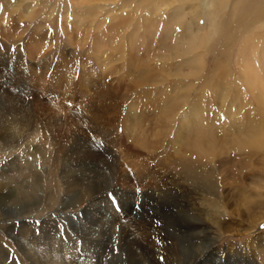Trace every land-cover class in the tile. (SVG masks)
I'll use <instances>...</instances> for the list:
<instances>
[{
    "label": "bare ground",
    "instance_id": "obj_1",
    "mask_svg": "<svg viewBox=\"0 0 264 264\" xmlns=\"http://www.w3.org/2000/svg\"><path fill=\"white\" fill-rule=\"evenodd\" d=\"M1 1L3 2V0ZM31 1H35V5L38 3L40 4L38 6L43 5L41 2L43 0H27V2ZM2 2H0V4ZM116 2L117 0H105L104 3L99 4L100 7H94V10L106 11L108 6L111 4L113 5ZM4 4L5 8H7L6 6H8V2H3V5ZM28 6H24L22 8L28 10ZM16 9L17 7L14 8V11ZM185 9H188L191 12L190 15L189 13L188 15L186 14L187 11H184ZM199 9H201L200 12ZM249 11H253V14ZM22 12L24 11L22 10ZM30 12H33V10H30L28 13ZM165 12L167 14L166 17H160V15L162 16ZM108 13L109 16L112 17L111 21L113 22L117 20V24L111 23V25L106 27L103 25V21H99L98 25L94 28L91 48L95 51L93 57L96 56V61L101 60L102 53L109 50V61L112 59V62H110V74H114L115 77L111 80L113 82H103L100 86L95 82L96 79L94 80L93 77L87 74L88 82L86 84H82L87 91L92 89L94 92L95 89V92L99 94L98 97L110 94L109 98L111 101L114 99L116 102L113 103V106L116 109H114V115L105 116L100 114V116H97L89 114V118H86L87 124L91 126L90 129L95 126L97 128L96 132H102V136H105V141L108 146L112 145L113 148L108 152L115 151L117 153L115 156L109 158L105 157L110 164V166L106 168L109 172L108 175L105 174L106 178L109 180V185H106L111 186L112 182V184L118 186L119 193L124 190L122 200L124 202L123 206L125 210L120 215L110 211L106 215L102 226L108 225V227L112 230L120 228V239L123 228L124 239L128 240L129 237H132L128 240V245L132 248L134 257L137 258V260L132 264H194L202 253L207 256L212 254L215 249L214 247H216L215 241L220 238V235H231L235 233H232V229L228 223L226 225L225 223L218 221L216 219V215L210 214V210L204 209L201 205L198 206L197 201L194 198L195 196H193V194L196 193V189L204 195L208 193L207 190H210L212 193L214 192L213 194L215 195H219L217 194L219 193V189H214L207 184L205 185V177L199 179L197 176H194L196 179L195 184L193 183L194 185L187 180L190 177L187 179L184 178L185 181H182L181 179H183V177H179L175 175L173 171H170L171 169L167 167V164L171 161H175L177 163L188 162V165H185L187 167H191L192 164H201L205 167L208 165L215 166V164H218L217 168L223 166L225 168V166H227L229 169L228 165L231 162L235 166H238L242 162L236 163L232 160V158L237 160L238 154H242L253 162L249 161L250 163L246 166L248 170L244 174L238 175L231 180L233 184L232 187L234 188V190H232L234 192H231L233 195L230 197L233 198L236 196L235 199L240 201L241 204L247 201L251 203L252 201L258 202L260 198L264 197V194L259 191L260 187L258 186V181L255 179L251 180V177H253V175L255 176V172L264 173V88L260 87L264 83V69H260V72H258L256 69L257 66H252L250 63L248 64L246 61L247 59L243 54L240 61L243 62L244 71L239 70V79L237 81H231L232 72L224 66V64L219 62L214 64L207 74L205 73V69L207 68L204 64V57L207 53L212 51L215 44L213 38L216 34L217 20H219L220 16L223 19L227 18L233 21V24H230L233 25L232 30H235V32L237 29H240V33L243 30L245 31V38L241 44L243 49L246 45L253 47V50L259 48L260 56L264 58V31L261 30L262 28L264 29V25L259 24L258 29L256 27V29H254L253 32L251 31V34H249L247 31L250 30V26L248 25L249 22L248 24L246 23L248 18H251V14L254 19L257 18L258 14L264 16V0H121L117 7L115 8V6H113L112 10ZM97 14L98 13H93V18L94 15ZM175 15L180 17L181 20L176 21L175 19L177 18H175ZM1 17L2 16H0V18ZM83 18L85 17H82V19ZM93 18H91V21H93ZM195 18H201L205 21L206 26L208 25L209 27V34L204 35L201 32H191L193 23H197ZM21 19L18 18V20ZM106 21L108 22V20ZM250 24L254 25L253 23ZM176 26H178V29ZM197 27L200 29L203 27V24L202 26L197 24ZM27 29L28 28L23 29L20 34H24L25 32L27 33ZM75 31L77 32V29ZM123 31L126 32L127 36V43L125 46L123 47L124 44H121L123 47L122 53L126 51L125 57L123 54L117 55V53H120L118 51V46L120 45V39L124 33ZM64 32L67 33L68 31L64 30ZM76 34L75 36H77ZM236 35L237 34L230 32L222 45V49L225 46L228 47V45H231L235 40ZM42 36L37 34L36 39L32 37L36 45H44V37ZM205 37L207 38L206 40L208 44L202 47L204 50L203 52L196 53L195 51L201 48L198 45ZM153 38L155 40H153ZM71 44H73V42H71ZM255 56H257V54ZM261 60L262 64H264L263 59ZM99 62L97 64H99ZM118 62L124 64V67H118ZM253 62L257 65V63H255L256 61ZM101 64L102 63L99 65ZM107 66L109 67V65H106V67ZM134 67L140 71H136L134 73ZM106 70L105 73L107 72ZM17 71H19L20 74ZM27 71H30V69H27ZM11 72L14 76H12L10 80L12 82H19V84L15 86L17 87L16 90L18 95L12 94L3 86H8L10 80L0 82V147L8 148L7 150L15 149L16 151L9 156H5L6 162L4 165L0 164V221L2 218L4 219L11 216V219H17L20 222L21 225H18L17 228L11 224L4 227L7 228L6 230L10 234L14 232V230H17L16 239L21 243V245H24V247H22L24 254L26 255L24 257L29 263L32 261L34 264H74L71 263L70 260L68 261L66 259V256L63 254L64 252L62 253L61 250L58 251L55 249L44 248L45 250L37 252V250H35L36 247L33 248L32 246L33 243H39L41 245V242H38L40 239L35 240L36 238L31 237V235H29L30 233H27L28 224L26 220L33 217L31 213L34 210L41 209L43 206H52L54 208L53 211L57 212V217L64 216L63 218H65L67 216L66 211H69L70 209L73 210L72 212L77 213L85 210L84 207L88 211V208L91 206L98 205V202L96 201L97 199L95 200L94 196L98 194L99 189L105 184L103 181L104 179L102 180V178L98 175V170L102 162L100 165L93 163L94 168L91 170L92 168L90 162L84 163V160L82 161L78 155L84 154L85 150L87 151L89 149L88 151H92L90 154L93 157H99L101 159H103V157H101L98 151H96L87 134L86 136L84 134H79L76 130V133L70 131L67 135H65L66 127L68 126V128H70V125H75L76 122L74 121V118L69 120L67 117L66 119H68V121L65 119L67 121L66 122L62 116L61 119L63 120L61 122V119L58 116L55 117L59 123V127L57 129L58 131L55 129L58 132V136H56L53 141L55 152L51 155L53 160L60 162V181L62 185L59 183L57 185L59 189H62L61 194L63 193L62 197H60L61 194H58V197L56 198L54 196L55 194H53L47 186L49 182V174L51 172L49 170L50 167H48L45 162L47 158L42 157L44 158V163L42 161L39 162L41 163V166H39L40 171H38L35 167V156H37L39 152L43 153L42 150H44V146L40 144L41 142L33 140L35 131L39 129L38 127L36 129L37 124H41L42 120L46 118V115L52 113V111L40 103V99L30 94L31 86L25 84L24 79L26 77L25 70L23 68H14ZM121 72H123L124 75H122ZM5 76L6 75H2V78ZM197 78L201 79V84L199 88L197 87V90L193 92L196 87L195 83H193V79ZM125 80L126 83H124ZM170 80H173L171 81L172 83L165 86L164 84H167ZM157 83L160 86L159 88L157 87L158 91L156 95L151 92L152 90H144V88L156 85ZM114 84H117L115 87L120 88L117 89L118 91L127 90V93L128 91L129 93H132L135 89L138 91L134 97H132L130 104L126 107L118 104V94L113 90L111 91L110 87H114ZM241 85L244 86V91L242 90ZM154 87L155 86H153V88ZM246 87L250 89L249 92L250 96L253 97L252 99L248 98V93L245 91ZM23 91L25 92L24 94ZM43 92L44 90L41 87L40 93L43 94ZM154 92L156 91L154 90ZM148 93L154 97L151 103L153 110L149 109V113H151V115H137L138 111L135 114L134 112L132 113L130 108L134 104L133 101L137 97H142ZM211 97L214 98L216 106L224 110L223 115H218V108H213L214 104H212ZM44 104L47 105V102H44ZM232 106L236 108L233 109L235 114L230 112L233 108ZM60 109L62 110V108ZM121 113L124 115H122L120 119L122 125V127L120 126L122 128L120 134V132L116 130V127L119 123L120 117L118 115ZM82 114L83 113H81V115ZM85 116H87V114ZM77 124L79 123L77 122ZM110 127L114 130L113 132L109 131L108 128ZM42 137L46 140L47 138H50L44 124L41 128V136L39 140ZM162 150H167V153L165 156L163 155V160L160 159L158 163L164 171L166 170V174H159V179L157 180L162 183L156 184L153 178L156 177L157 171L153 167L150 168L149 164L146 163L148 160H144V158H142V154L147 157L145 159H150L156 153L160 151L162 152ZM95 151L97 155L94 153ZM23 153L32 157L33 160L26 161L23 160L24 158H19V154ZM130 156L133 157L134 161L127 160V157L129 158ZM255 156L257 157V160L258 158L260 159L256 161L254 159ZM112 158L115 159L112 160ZM141 159L143 160L141 161ZM255 161L258 163L254 164ZM121 162L128 165V168L134 169L133 172H135V175H132L133 172H131V174H128V171L123 172L120 168ZM80 163L84 166V169H82L83 171H72V169L77 167ZM158 163L155 164L158 165ZM231 167L232 165H230V168ZM43 173L45 178H42ZM115 176H117V178H115ZM136 177L139 180L136 179ZM57 182L58 180L55 183ZM51 185L52 184H50V186ZM134 186H138L140 188V193L137 192L136 194H132L133 196L131 197V192H129L128 188H133ZM37 188L43 192L42 196H39V194L36 193ZM115 189H117V187H114V190ZM148 189H156L158 192V195L155 194L156 200L163 212L171 210L177 212L178 217L180 218H192L191 222H188L189 224L187 223L181 227L179 226L176 235L166 230V228L169 227L170 224H173L176 220L172 219V216L171 218H162L163 220L160 221L161 227H159L161 232L160 240L163 242L164 239L168 237L172 241V244L168 247H159L158 245L154 246L151 245V243L148 245H151L152 247H147L145 243L140 242V240H145L146 238V236L142 233H146L145 228L148 229L149 233H154V229L150 226L154 219L151 217L150 213L144 209V207L140 213L137 212L132 215L135 208L134 198L140 197L143 202V199L145 198L144 196L147 195L144 191ZM149 195L151 196V194ZM7 201H9L8 204H6ZM12 201H15L16 204H12ZM230 202L231 201L228 200L224 204L229 206ZM180 207H184L185 210L191 211L193 215L179 213L178 209ZM219 207L223 208V204ZM239 208H233L234 211L231 213L238 214V212L241 211ZM216 213L220 215L223 214L222 211H217ZM250 218L252 217L250 216ZM259 218L260 217L254 219L257 224L259 223ZM41 219L46 218L42 217ZM137 223L144 225V227L133 225ZM196 223H202V226L200 225L199 227L204 229L196 234L194 232L195 229H193L192 232H189V229L192 226H195ZM127 224L134 226L133 228L136 229L129 233ZM32 226L33 224H31L29 228H32ZM248 228H250V226L247 225L243 233L247 232ZM134 235H136L139 240ZM193 235L195 236L193 237ZM201 235H207L205 241H202L203 243L201 242L199 244H195L194 242L196 241L194 240L198 239L197 237H199V239L200 237H204ZM112 238L114 237L112 236ZM256 238L258 240V245H262L264 243V233H257ZM188 240L190 242L193 240L195 246H190L188 244ZM53 247L57 248V246ZM220 249H216V251H220ZM159 255H162L163 257L162 262L157 259ZM228 255L230 256H226L225 262H232L234 261L235 256H237L235 254L232 255L231 253ZM214 258L215 257H213L212 260ZM180 260L187 262L184 263ZM213 263L214 261H211L209 264ZM235 263H237V261Z\"/></svg>",
    "mask_w": 264,
    "mask_h": 264
},
{
    "label": "rangeland",
    "instance_id": "obj_2",
    "mask_svg": "<svg viewBox=\"0 0 264 264\" xmlns=\"http://www.w3.org/2000/svg\"><path fill=\"white\" fill-rule=\"evenodd\" d=\"M39 1H41V0H39ZM120 1L121 0H117V2H116L117 4L115 3L113 5L111 4L110 6H108V8H106L107 9L106 11H104V10L103 11H95L94 7H100L99 4L104 3L105 0L104 1L103 0H43V1H41L43 3V5H41V6H38V5H40L39 3L35 5V1L27 2V0H3V2H6V3L8 2V6L10 9L8 8V6H6L7 8H5V4L3 5V2L0 0V2H2L0 4V16H2L0 18V79H1L0 82H3L5 80H10L11 77L14 76V75H12L13 73L11 72L12 69L23 68L25 70V77H26L24 79L25 84H28L31 86L30 87V89H31L30 94L32 96H35L36 98L40 99L39 102L42 103L43 105H45L48 109H51L50 111H52V113L46 115V118L42 120L41 124H37L36 129H37V127L39 129L37 131H35L34 136H33L34 141L41 142L40 144L44 146V150H42L43 153L39 152L37 154V156H35V159H36L35 167L38 171H40L39 166H41V163H39V162H41V161L43 162L44 158H42V157L47 158L45 162H46V165L48 167H50V169L49 168L48 169L51 171L50 172L51 175L49 174V182L47 185L48 188L50 189V191L53 192V194H55L54 196L56 198L58 197V194H61V192H62V189H59L58 185H57L58 183L61 184V181H60V172L61 171L59 169L61 167L60 162L53 160L52 155H51L52 153L55 152L53 141L55 140L56 136H58V132H57L58 130L57 129L59 127L58 126L59 123L57 122L55 117L58 116L61 119L63 116L64 120L67 117L69 120L70 119L72 120V118H74V121L76 122L75 125H70L71 129L68 128V126H67L66 131H65V135H67L68 132H70V131L76 133V130L79 132V134H84L85 136L87 134L89 140L91 139L90 141H92L93 146L95 147L96 151H98V153L101 155V157H103V159H101L99 157L98 158L93 157L90 154V152H92V151L89 152L88 151L89 149L87 151L85 150L84 154L78 155L82 161L84 160V163L90 162V165L92 168L91 170H93V168H94L93 163L100 165L102 162V164L98 170V175H99V177L102 178V180L104 179L103 181L105 182V184L102 188L99 189L98 194L96 196H94V199L95 200L97 199L96 201L98 202V205L91 206L90 208H88L89 209L88 211L84 207V209H85V210H83L84 212L80 211V212L74 213V212H72L73 210L70 209L69 211H66L67 216L65 218H63L64 216L63 217H57V212L53 211L54 208L52 206H49V207L43 206L41 209L34 210L31 213L33 217H31L29 220L28 219L26 220V222L28 224L27 233L28 234L30 233L29 235H31V237L36 238L35 240L40 239V241H38V242H41V245L39 243H37V244L33 243V246H32L33 248L36 247L35 250H37V252H39L41 250L43 251L47 248L48 249H55L58 251L61 250L62 253L64 252L63 254L66 256V259L68 261L70 260V262L74 263V264H81V263L82 264H95V263L96 264H132L137 260V258H135L133 255L132 248L128 245V240H130V238H132V237H129L128 240L124 239L125 238L124 237V228H123L122 236L120 239L119 238V233L121 232L120 228L112 230V229H110V227H108V225L102 226L103 222L105 221L106 215L110 211L120 215L125 210L124 206H123L124 202L122 200V196L124 195V190H123V192L119 193L118 186L112 184V182H111V186L106 185V184L109 185V180L105 176V174L108 175V173H109L106 168L110 166V164L106 158L115 156L117 153L115 151L108 152L113 148L112 145L108 146L107 142L105 141V136H102V132H96L97 128L95 126H93L90 129L91 126H89L87 124V120H86L87 117L89 118V114L97 115V116H100V114L105 115V116L114 115L115 107L113 106V103H116V102L114 99L111 101V99L109 98L110 94H107V96L104 95L105 97L104 96L98 97L99 94L97 92H95V89H94V92L92 89L87 91V90H85L84 86L82 85V84H86L88 82L87 74L89 76L93 77L94 80L96 79L95 82L98 83L100 86L102 85L103 82L109 83L115 77L114 74H110V65H111L110 62H112V59L109 61V58H108V55H109L108 51L109 50H107L105 53H102L101 60H99L100 61L99 62V61H96V59H95L96 56L93 57L95 51L92 50L91 45H92V38L94 35V28L98 25L99 21H103V25L106 27L111 25V23L117 24L116 23L117 20L113 21V22L111 21L112 17L109 16L108 12L110 10H112L113 6H115V8H116ZM75 2L76 3L78 2L77 5ZM91 2H92V4H91ZM85 5H86V7H85ZM24 6H28L27 7L28 10L23 9L22 7H24ZM199 6H200V4H199ZM16 7H17V9L14 11V8H16ZM32 7H33V9H32ZM109 8H111V9H109ZM11 10H13V11H11ZM22 10L24 12H22ZM30 10H33V12L28 13ZM184 11H187V13H186L187 15H188V13H189V15L191 13L188 9H185ZM200 11H201V9H199V12ZM249 12H251L253 14V11H249ZM1 13H3V14H1ZM19 13H22V14H19ZM27 13H28V15H27ZM93 13H98V14L94 15V18H93ZM252 14L250 15L251 18H248V20L246 22L247 24L249 22L248 25L250 26V28H249L250 30H247L249 34H251V31L253 32L254 29H256V27L258 29L259 24L264 25V16L263 15L258 14L257 18L254 19V18H252ZM21 15H23V16H21ZM163 15L162 16L160 15V17H162V18L166 17V15H167L166 12L163 13ZM180 15H181V13H180ZM219 15H220V13H219ZM82 17H85V18L82 19ZM18 18H20V19L22 18V19L18 20ZM91 18H93L92 19L93 21H91ZM175 18H177V19H175L176 21L181 20V18L178 17L177 15H175ZM73 20H74V22H73ZM106 20H108V22ZM195 20L197 21V23L196 22L193 23L191 32H193V31L195 33L201 32L204 35L209 34V27H208V25L206 26L205 21H203L201 18H199V19L195 18ZM76 21H77V23H76ZM201 23L203 24V27L199 29L197 27V24L199 26H202ZM227 23L233 24V21L231 19H227V18L223 19L221 16L219 17V20H217V26H216V31H215L216 34H215V37L213 38V41H215V44L213 46L212 51L207 53V55L204 57V64L206 65V68H207V69H205V73L207 74V72H209L211 70L213 65L217 64L219 62L221 64H224V66H226L232 72L231 81H233V80L237 81L239 79L238 71L239 70L244 71L243 62L240 61L242 58L241 56L243 54H244V57L247 59L246 60L247 63L248 64L250 63V65H252V66H257L256 69L258 72H260V69H264V66H263L264 64H262V60H261V59H263V62H264V58L260 56L259 48H257L256 50H253V47L246 45L245 48L243 49L242 48L243 46L241 44L245 38L244 37L245 31L243 30L244 32L242 31L240 33L239 32L240 29H237L236 32H238V33H236L235 30H232L233 25L230 24L229 25L230 27H229V26H227L228 25ZM250 23H253L254 25H251ZM177 27L178 26H176V28ZM228 27L230 28L231 31L229 30ZM25 28H28L26 30L28 32L27 33L25 32L24 34H20V32H22V30ZM83 28H85V29H83ZM239 28H241V27H239ZM76 29H77V32L75 31ZM251 29H253V30H251ZM64 30L68 31V32L66 33V32H64ZM84 30H86V31H84ZM261 30L264 31L263 28ZM160 32H162V31H160ZM225 32H226V34H225ZM230 32L233 34H237L236 38L231 45H228V47L225 46L222 49V45L224 44V41ZM76 33H79V34H76ZM37 34H40L41 36L43 35L42 36V37H44V41H43L44 45L43 46L36 45L34 39H36ZM68 34H69V36H68ZM75 34L78 37L75 36ZM126 37H127L126 32H124L122 34V37H121L120 43H119L120 45L124 44L123 47L127 43ZM122 38H124V39H122ZM206 39L207 38L205 37L202 39V42L200 41L201 43L198 46L201 48L199 50H196L195 51L196 53H200V52L204 51L202 47H204L208 44ZM153 40H155V39L153 38ZM71 42H73V44H71ZM120 45L118 46V51L120 53L119 54L117 53V55L123 54V56L125 57L126 51L124 49V51H125L124 52L125 55H124V53H122L123 47H122V45L120 47ZM263 48H264V45H263ZM104 54H105V56H104ZM256 54H257V56H255ZM263 56H264V54H263ZM92 57L95 61L92 59ZM225 59H226V62H225ZM253 61H256L255 63H257V65L254 64ZM98 62H99V64L100 63H102V64L99 65V64H97ZM39 63H41V64H39ZM105 64L109 65V67L108 66L106 67ZM241 65H242V67H241ZM117 66L120 68H123L124 64H121L120 62H118ZM102 67H103V69H102ZM105 68L106 69L109 68V69L106 70ZM134 68H135L133 70L134 73L136 71H140V70H137L136 67H134ZM27 69H30V71H27ZM105 70L107 71L106 73H105ZM17 72L19 73V71H17ZM121 73H122V75H124L123 72H121ZM2 75H6V76L2 78ZM126 80L124 83H126ZM193 80H194L193 83H195V85H196V87L193 91V92H195L197 90V87L199 88V86L201 84V79L197 78V79H193ZM171 81H173V80H170L167 84H164V85L167 86V85L171 84L172 83ZM111 82H113V81H111ZM18 84H19V82H12L10 80L8 83V86H5V85H3V86L5 87V89L7 88V90L9 92H11L12 94L18 95L17 90H16L17 87H15ZM115 86H117V84H114V87H110V89H111V91L113 90L114 92H116L118 94L117 102L119 105H122L124 107H126L128 104H130L132 97H134L136 92H138L136 89L132 93H129V91L127 93V90H123V91L119 90L118 91L117 89H120V88L119 87L117 88ZM153 86H155V87L153 88ZM153 86L146 87V88H144V90H152L151 92L154 95H156L160 85L157 83L156 85H153ZM41 87L44 90L43 94L40 93ZM260 87L264 88V83ZM241 88L244 91L243 85H241ZM35 89H36V91H35ZM248 89L249 88L246 87L245 91L248 93V98L252 99L253 97L250 96V92H249L250 89L249 90ZM154 90L156 92H154ZM24 93L25 92L23 91V94ZM95 93H96V95H95ZM104 94H106V93H104ZM140 98H141V100H140ZM153 98L154 97L149 95V93L147 95L142 96V97H137L133 101L134 104L130 108L131 112L132 113L134 112V114H135L138 111L137 115H151V113H149V112H150V110H153V108L151 106ZM211 100H212V104H214L213 108L214 109L218 108L216 106L214 98L211 97ZM246 100H247V98H246ZM44 102H47V105L44 104ZM94 103H95V105H94ZM107 106H108V108H107ZM232 107L233 108L230 110V112L232 114H235V111L233 109H236V108L234 106H232ZM60 108H62V110ZM132 109H134V110H132ZM218 109H217L218 115H223L224 110L220 109V108H218ZM202 112H205V111H202ZM81 113H83V114L81 115ZM86 114H87V116H85ZM115 115H116V113H115ZM122 115H124V114L121 113L120 115H118V116H120L119 117V123H118L119 125L117 124V127H116V130L118 132H120V134L122 131V128H121L122 125H121V121H120ZM63 119H61V122ZM68 119H66V120L68 121ZM77 122L79 124H77ZM43 124L46 126L47 132L50 136V138H47V140L43 137L39 140V138L41 136V128H42ZM53 125H55V126H53ZM108 129L110 132L114 131L111 127ZM103 144H104V146H103ZM9 148H11V147H9ZM7 149L8 148L0 147V164L1 165H4L6 162L5 156H9V155L13 154L14 151H16L15 149H13V150L12 149L7 150ZM96 151L94 152L95 154H96ZM166 153H167V150H164V151L162 150V152L160 151V152L156 153L150 159H145L147 157H145L144 154H142V158H144V160H146V161L148 160L147 162L146 161L145 162L149 164L150 168L153 167L157 171L156 177L153 178V180L156 184L162 183L161 181L158 182V180H157V179H159V174L164 175V173L166 172V170L164 171L159 166V163H158V161H160V159H162L163 155L165 156ZM19 158H24L23 160H26V161H32L33 160L32 157H30L29 155L27 156V154H24V153L19 154ZM114 159L115 158H112V160H114ZM254 159L256 161H258L260 158H258V160H257V157L255 156ZM127 160L128 161H134L132 156H130L129 158L127 157ZM142 160L143 159H141V161ZM232 160H234V162H236V163H240L241 161L242 162L238 166L237 165L235 166L231 162L228 165L229 169L227 166H225V168H224V166L217 168L218 164H215V166L208 165L210 168L208 166L205 167L201 164H192L191 167H187L185 165H188V162L177 163L175 161H171L170 163L167 164L168 165L167 167H169L171 169L170 171H173V173L179 177L180 176L183 177V179H181L182 181H185V179L190 177L187 180L190 181V183L192 185H194L196 182V179L194 178V176H197L199 179L205 177V179H206L205 180L206 182L204 183L205 185L207 184L208 186H211L214 189H219V193H217L219 195L213 194L214 192L212 193L210 190H207L208 193H206L204 195L196 189V193L193 194V196H195L194 198L197 201L198 206L201 205V207H204V209L210 210V214L216 215V219L218 221H221V222L225 223L226 225L228 223V225L232 229V233L233 232L235 233V234H231V235H227V234L220 235V238L215 241L216 247L212 246L215 248L213 250L212 254H210V256H207V255L202 253V255H200V257H198V260L194 264H200V263L201 264H205V263L209 264L211 261H214L213 264H238V263L239 264H242V263L243 264H264V243L262 244L263 246L261 244L258 245L257 244L258 240L256 238L257 233H259V232L264 233V206H262V205H264V197L260 198V200L258 202L252 201V203H251V202L247 201V202H244L245 204L244 203L241 204L240 201L235 199L236 196H234L233 198L230 197L233 195L231 192H234L233 191L234 188L232 187L233 184H232L231 180H233L238 175L244 174L248 170L246 168V166L250 162H253V161L249 160L248 158H246V156H244L242 154H238L237 160L234 158H232ZM256 161L254 164L258 163ZM155 163H158V165ZM230 165H232L231 168H230ZM156 166H158V167H156ZM128 167H129L128 165L121 162L120 168L122 169V171L123 172L128 171L127 173L131 174V172H133L134 169L128 168ZM213 167H215V168H213ZM258 167H259V165H258ZM82 169H84V166L80 163L77 167L72 169V171H74V170L83 171ZM205 170H207V171H205ZM222 170H223V172H222ZM226 170H227V172H226ZM232 174H233V176H232ZM132 175H135V172H133ZM202 175H204V176H202ZM255 176H256V178H255ZM255 176L253 175V177H251L252 178L251 180L255 179L256 181H258V184H259L258 186L260 187L259 191H261L264 194V189H263L264 188V182H263L264 181V173L255 172ZM56 177H58V178H56ZM42 178H45L44 173L42 174ZM115 178H117V176H115ZM47 179H48V174H47ZM56 179L58 180L57 183H55L57 181ZM136 179H138V178L136 177ZM203 182H204V180H203ZM212 182H214V183H212ZM50 184H52V185L50 186ZM53 184H55V185H53ZM52 186H53V188H52ZM135 186H136V184H135ZM135 186L133 188L132 187L128 188L129 192H131V197L133 196L132 194H136L137 192L140 193L139 192L140 188L138 186L137 187H135ZM114 187H117V189L114 190ZM53 189H55V190H53ZM36 193L39 194V196L43 195V192L41 190H39V188H37ZM144 193H147V195L144 196L145 198L143 199L144 200L143 202H142V199L140 197L134 198V202H135L134 207L135 208L133 210L132 215H134V213H137V212L140 213L142 211V208L144 207V209L146 211H148V213H150L151 217L154 219V221L151 222V224H150L151 228L154 229V233H149L148 229L145 228L147 235L145 232H142V233L146 236V238H145V240H140V242L145 243V245H147V247H152L151 245H154V246L158 245L159 247H164V246L168 247L172 244V241L168 237H166L163 242H161V240H160L161 232H160L159 227H161L160 221L163 220L162 218H171V216H172V219L176 220L173 224H170L169 227L166 228V230L168 232L174 233L175 235L177 234V230H178L179 226L181 227V226L187 224L188 222L190 223L192 218H189V217H181L180 218V217H178L177 212L171 211V210L163 212L161 207L159 206L157 200H156L155 194L158 195V192L156 191V189H153V190L148 189V190L144 191ZM235 193H236V191H235ZM149 194H151V196ZM200 194H202V195H200ZM62 195H63V193L60 195V197H62ZM197 199H199V200H197ZM228 200L231 201L229 206L224 204ZM8 203H9V201L6 202V204H8ZM12 204H16V202L12 201ZM221 204H223V208L219 207V206H221ZM239 206H240V208H239ZM100 208H102V209H100ZM233 208H239L241 211H239L238 214H232L233 213L232 211H234ZM187 211L188 210H185L184 207H180L178 209V212L181 214L193 215V213L191 211H188V212ZM217 211H222L223 214L220 215V214L216 213ZM69 212H72V213H69ZM31 214H29V215H31ZM144 216H145V213H144ZM250 216L253 219L250 218ZM42 217H45L47 220L41 219ZM254 217L255 218L260 217L258 219V222H259L258 224L254 221V219H255ZM48 219H52V220H48ZM44 220H46V221L43 222ZM75 223H77V224H75ZM255 223H256V227H255ZM10 224L13 225L14 227L16 226V228L18 225H21L17 219H14V218L11 219V216L8 218H4V219L2 218V220L0 221V249H1L0 250V264L1 263L2 264L3 263L4 264H34L32 261H30V263H29L25 259L24 256H26V255L24 254V251L22 248V247H24V245H21V243L19 241H17V239H16L17 230H14L15 233L12 232L11 234L9 232H7V230H6L7 228H5V227L10 225ZM31 224H33V226H32V228H29ZM133 225L144 227V225H141L138 223L133 224ZM152 225H153V227H152ZM155 225H156V227H155ZM200 225L202 226V223H196L195 224L196 227L192 226L189 229V232H192V230L195 229V231H194L195 234L199 233L200 231H202L204 229L202 227H199ZM247 225L250 226V228L247 229L248 233L247 232L243 233V231L247 227ZM116 226H117V224H116ZM133 227L134 226L127 224V229L129 231V233L133 232V230L136 229ZM33 228H34V230H33ZM88 228H89V230H88ZM83 231H85V232H83ZM103 233H104V235H103ZM162 234H163V232H162ZM190 234H192V233H190ZM97 236L99 237V239ZM112 236L114 238H112ZM134 236L139 240V238L136 235H134ZM194 236L195 235H193V237ZM201 236H204V235H201ZM206 236L200 237V239H199V237H197L198 239L194 240V241H196L194 243L199 244L202 241L204 242L206 239ZM263 241H264V239H263ZM149 243H151V245H148ZM194 243H193V240L191 242L188 240V244L190 246L191 245L195 246ZM52 245L57 246V248L53 247ZM216 249H218V250L220 249V251H216ZM64 250H66V251H64ZM98 251L100 252V254ZM230 253L232 255L235 254L237 256H235L234 261H232V262L226 261L225 262L226 256H230V255H228ZM156 256H157V254H156ZM213 257H215V258L212 260ZM157 259L160 262H162V260H163L162 255H159V257ZM122 260H124V261H122ZM180 261L184 262V263L187 262V261H182V260H180ZM236 261H237V263H235Z\"/></svg>",
    "mask_w": 264,
    "mask_h": 264
}]
</instances>
